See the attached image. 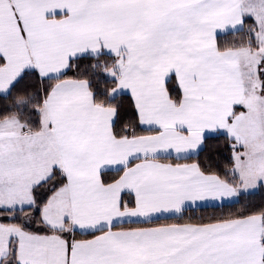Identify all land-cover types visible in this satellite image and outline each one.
<instances>
[{"label":"snow or ice","instance_id":"6c2138e0","mask_svg":"<svg viewBox=\"0 0 264 264\" xmlns=\"http://www.w3.org/2000/svg\"><path fill=\"white\" fill-rule=\"evenodd\" d=\"M0 264H264V0H0Z\"/></svg>","mask_w":264,"mask_h":264}]
</instances>
